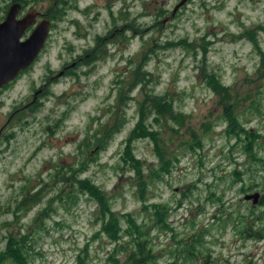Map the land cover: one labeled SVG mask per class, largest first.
I'll list each match as a JSON object with an SVG mask.
<instances>
[{"label": "rangeland", "instance_id": "374dc122", "mask_svg": "<svg viewBox=\"0 0 264 264\" xmlns=\"http://www.w3.org/2000/svg\"><path fill=\"white\" fill-rule=\"evenodd\" d=\"M11 1L0 0V22ZM178 2L24 3L19 17L36 9L37 23L52 22L39 57L0 90V248L10 232L32 223L60 184L57 172H70L72 165L84 168L82 177L109 195L114 211L131 212L138 224H153L145 205L169 207L168 230L151 231L162 254L156 264H264V238L245 232L246 225L264 231V203L248 197L264 195V0H188L173 14ZM207 73L244 98L245 125L257 135V160L225 133ZM151 94L165 95L189 114L187 125L203 140L194 152L184 142L190 137L186 128L173 133L169 126L178 125L169 110L160 109L163 115L153 123L159 145L150 137L134 142L133 153L147 173L158 171L141 198L124 149L142 115L156 120ZM203 122L214 129L206 134ZM99 136L108 138L102 149L95 147ZM157 152L175 154L169 155V171L160 169ZM42 186L49 195L43 202L40 196L21 204ZM62 204L40 232L31 264H114L115 242L101 231L97 199L81 194L77 202ZM194 230H204L206 243L189 260L184 252L179 256L178 246Z\"/></svg>", "mask_w": 264, "mask_h": 264}, {"label": "trees", "instance_id": "16d2710c", "mask_svg": "<svg viewBox=\"0 0 264 264\" xmlns=\"http://www.w3.org/2000/svg\"><path fill=\"white\" fill-rule=\"evenodd\" d=\"M13 1L20 2L23 8L25 5L24 3H27V0H12L11 3ZM11 3L5 6V14ZM57 8L58 6H56L54 14L52 15L53 19L56 18ZM5 16L6 15H4V17ZM207 75V85L216 93L217 105L222 110L220 117L227 123L225 133L228 136L234 137L236 139L235 145L247 149L250 154L253 155L252 158L257 160V156L253 153L254 146L257 143V135L251 132L245 125L244 115L246 109L243 108L244 98L241 99L239 92L234 90L232 85L222 82L216 74L207 73ZM7 85H5V87ZM246 95H248V93ZM150 100L152 101V106L154 108L153 113L156 120L154 122L150 121L149 118H144L142 115L132 129L124 149V154L127 155L128 162L135 170L138 191L141 198L145 197L149 182L158 171L155 168H148L149 173H147L146 167L144 166L145 163H142L140 158H137L133 153L134 142L142 137H150L154 140L155 145H159L160 137L158 134L160 132L153 128V123H159L160 119L157 117L163 115L160 109L169 110V118L178 125L179 128L169 126L173 133H179V129L186 128V133L190 136L191 142L189 138L184 140V142L188 143V146L192 148L194 152L201 150L203 140V135H199L195 129L187 125L189 114L178 110L174 106V101L172 99H168L165 95L151 94ZM117 129H119V126ZM202 129L208 134L214 127L211 126L210 122H203ZM107 142L108 138L106 136H99L95 147L102 149L107 145ZM158 155L162 166L160 169L169 171L173 164L169 155L175 154L169 153L167 155L165 153L164 155L163 153H158ZM84 171V168L71 165L70 172H57L56 177H58L60 184L57 190L48 198L47 202L37 210L32 223H30L25 230L10 232L6 236L4 247L0 248V264H31L39 234L45 229L47 220L52 218L54 213L57 212L56 204L63 203L62 205L65 206L71 205L77 202L81 194L91 195L99 202L102 219L101 231L109 237L110 241L115 242L113 251L110 254V259L113 260L114 264H156L162 254L156 251L154 247V238L151 236V231L154 228L161 231L168 230L170 217V213L168 212L169 207L161 205L160 203L145 205L144 207L149 211V214L152 213L151 219L153 220V224L150 223L147 225L145 222H140L141 224H138L137 218H134L131 212L121 214L114 211L110 205L109 195H106L90 178L87 176L82 177ZM140 184L143 186L140 187ZM40 196L41 202L49 196H46L44 186H42L41 189L39 188L33 191L29 195L23 196L21 204L25 205L27 201H34L33 203H36ZM260 203H264V195ZM20 207H18V209ZM28 212L29 207H26V213L28 214ZM218 218L221 219V216ZM125 221L128 223L126 227L123 223ZM144 226H146L145 229ZM245 232L248 236L257 240L264 238V231L260 228H253L251 225L245 226ZM205 234L204 230H194L190 235L188 234L184 242L180 243L178 246L179 256L181 257V253L184 252L189 260L195 259L206 243ZM125 237H127L126 240H124ZM123 254H125V258L122 260L121 257Z\"/></svg>", "mask_w": 264, "mask_h": 264}, {"label": "water", "instance_id": "95a60500", "mask_svg": "<svg viewBox=\"0 0 264 264\" xmlns=\"http://www.w3.org/2000/svg\"><path fill=\"white\" fill-rule=\"evenodd\" d=\"M187 1L180 0L173 14ZM21 9L20 2L10 4L4 20L0 22V89L13 81L22 70L27 69L37 59L50 34V19L46 18L37 23L39 11L36 9H31L24 16L19 17ZM32 25L36 27L24 38ZM258 196V192L248 195L255 197L254 203L259 202Z\"/></svg>", "mask_w": 264, "mask_h": 264}, {"label": "flooded vegetation", "instance_id": "af4514ba", "mask_svg": "<svg viewBox=\"0 0 264 264\" xmlns=\"http://www.w3.org/2000/svg\"><path fill=\"white\" fill-rule=\"evenodd\" d=\"M74 66H75V64H74V65L72 64V65H70V66H69V64L64 65V66H63L64 68L62 69V72H63L62 75H64V74L67 72L68 68H70V67H74ZM62 75H61V76H62ZM54 77H58V74H57L56 76H53V78H54ZM39 90H40V92H39L38 94H41V88L38 89V91H39Z\"/></svg>", "mask_w": 264, "mask_h": 264}]
</instances>
